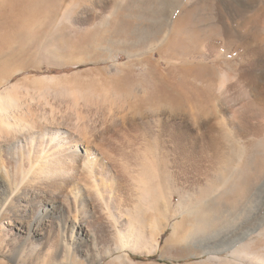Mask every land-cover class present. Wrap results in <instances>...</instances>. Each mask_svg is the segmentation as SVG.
Segmentation results:
<instances>
[{
  "label": "bare ground",
  "instance_id": "1",
  "mask_svg": "<svg viewBox=\"0 0 264 264\" xmlns=\"http://www.w3.org/2000/svg\"><path fill=\"white\" fill-rule=\"evenodd\" d=\"M225 2L227 8L232 6V56L240 64L239 68L245 64L244 61L247 62L245 67L240 68L243 72L237 76L235 83L230 81L234 85L223 81L221 91L220 84L216 93L207 86H196L192 79L178 77L172 81L157 70L153 73L156 90L159 93L164 90L163 94L167 91L168 99L184 103L189 109L188 114H183L171 105L135 113L125 105L128 97L121 95L117 97L123 115L108 114L105 122L110 121L112 124L109 128L102 126L98 129L95 123L88 124L84 120L79 122L69 118L63 124L57 119L58 116L52 114V110L49 114L45 113L44 107H29L27 112H23L9 95L10 90L0 93V254L12 252L8 246L11 240L21 239V247L36 246L33 240L40 238L44 234L43 230L49 228L55 237L54 252L51 250L53 253H49L56 258H66L76 249V244L96 247L95 228L102 219L106 220L104 222L108 224L111 236L117 239L120 252L151 248L152 242L148 244L146 239L151 240V236L161 232L160 226L163 225L149 223L145 231L139 221L127 219L125 223L122 222L126 209L142 200L146 201L148 212L156 213L159 218L168 220L181 215V220L175 225L173 223V234L178 235L179 240L199 244L203 249L205 240L215 228L212 223L223 220L225 213L234 210L242 202L250 192L248 185L250 187L251 181L258 177L264 167V155L255 157V153L261 149L264 153V141L256 140L264 132V121H258V125H250L251 122L245 124L242 122L243 117L233 110L235 105L246 100L245 112H257L264 120V0ZM217 3L193 0L191 6L181 10L180 17L193 16L198 11L208 10L209 6L215 8ZM204 4L208 5L205 7ZM129 6H125L126 9ZM170 17L172 15L166 20L165 29L160 30L163 34L162 43L175 28ZM225 26L220 24L205 29L202 40L226 42L224 40L230 39V31ZM154 43L145 44L144 47H149L152 52L160 42ZM149 69L147 67L145 72ZM34 93L24 91L30 102L35 99ZM70 94L74 97L75 92ZM146 96L148 100L149 94ZM98 98L109 102V110L114 109L112 96L104 93ZM11 103L15 105L14 108L17 107L15 110L10 106ZM137 128L147 131L148 135L142 136L137 142L125 138L116 140L122 154L119 151V155L110 154L112 150L108 152L102 148L101 142L111 130L126 132ZM232 146L239 150L236 152L237 162L233 165L234 173ZM8 153L13 162L7 165L2 156ZM249 168L254 170L251 176L246 175ZM11 175L14 176L13 181ZM166 178L171 181L170 184L165 182ZM242 179L247 181V185L245 182L238 184ZM205 188L208 190L205 191ZM175 196L178 197V203L174 201ZM8 210L13 212L15 220L13 223L9 220L4 222L8 226L5 227L1 217ZM263 233L261 230L254 237L251 236L243 247H229L232 256L236 255L243 261L210 254L211 258L207 262L264 264V255L244 250ZM223 245L207 247L221 249ZM117 259L118 256L113 258L114 264Z\"/></svg>",
  "mask_w": 264,
  "mask_h": 264
},
{
  "label": "rangeland",
  "instance_id": "2",
  "mask_svg": "<svg viewBox=\"0 0 264 264\" xmlns=\"http://www.w3.org/2000/svg\"><path fill=\"white\" fill-rule=\"evenodd\" d=\"M201 1L205 3L207 0ZM211 1L218 2L215 8L209 6L208 10L198 11L193 16H187L186 19L183 16L180 17L181 10L191 6L193 0H29L27 11L19 13H23L21 16L25 17L29 11V24L26 30L20 39L10 42L8 47L2 49L0 78L5 77V79H0V93L5 90L12 91H9V95H12L23 112H27L29 107L34 109L44 107L45 113L49 114L52 110V114L58 116L57 119L63 124H66L67 119L70 118L79 122L84 120L88 124L93 122L98 129L102 126L109 128L112 123L105 122V118L109 115L113 116L115 113L119 117L123 115L120 112L119 106L121 105H119L117 97H121V95L128 97L125 105L135 113H143L149 109L159 110L171 105L177 107L183 114H188L189 109L184 103L168 99L167 91L166 94H163L164 90H162L161 94L156 90L154 85L156 82L153 78V73L156 70L160 75L167 76L172 81L178 77H184L194 80L196 86L203 87L204 85L216 92L220 84L219 90L221 89L223 81L235 83L237 76L243 72L240 68L247 65V62L244 61L246 65L243 64L239 68L240 64L232 56V6L229 7L230 9L227 8L225 0ZM31 3L37 5L36 8ZM106 4L110 6L109 10ZM129 4L130 6L126 9L125 6ZM207 5L204 4L205 7ZM9 15L11 16L8 9L4 8L0 2V18H6ZM169 15H172L170 20L174 21L175 28L168 39L162 43L160 41L163 37L161 31L165 29ZM221 20L224 23L220 22ZM15 23L17 22L12 24L13 28L16 27ZM220 24L226 25L225 27L229 29L228 37L230 39L224 40L226 42L216 39L202 40L206 33L205 29ZM153 29L158 30L155 32ZM151 42H155L154 44L160 42L158 47L154 46L152 52L149 47L148 49L147 46L144 47L145 44L148 45ZM147 67L151 69L145 72ZM194 74H198L197 77L193 76ZM234 83L231 84L234 85ZM26 90L31 93L35 92L36 96L31 100L32 102L24 94ZM73 91L76 97L75 95L71 96L70 93H74ZM104 93L113 97L111 103L113 102L114 109L109 110V102L98 100V96ZM77 94L87 99H81ZM147 94L150 97L148 100ZM246 102V100L241 101L233 107L236 114L243 117L242 122L245 124L251 122L250 125L263 123L264 120L257 112H245ZM13 105L11 107L14 108L15 105ZM247 115L250 117L247 118ZM139 122L136 121V123ZM257 122L258 124H256ZM114 130H111L108 137L106 136L101 142V145L104 146L102 148H106L104 150L113 151L110 154H122L121 146L117 144L119 142L116 140L125 138L137 142L142 136L148 135L147 131H141V128L126 132H115ZM143 132L145 133L143 134ZM110 134L113 135L110 136ZM263 134L264 132L259 134L256 140L264 141ZM74 135L76 136V132ZM237 151L239 150L232 146V173H234L233 165L238 159ZM255 155L257 158L262 157L263 150L261 149ZM9 156V153L2 156L7 165L13 162ZM253 173L252 168L246 171L248 176ZM12 177L14 176L11 175ZM13 180L14 178L11 179V181ZM166 180L167 178L165 182L170 184L171 181ZM219 180L221 183V175ZM244 180L242 179L238 184L244 183ZM252 181L250 187L248 185L250 192L242 202L237 204L233 208L234 210L225 213L223 220H216L212 223L215 225V230L213 229L212 234L205 240L203 249L199 244L181 241L182 239L179 240L178 235L173 234V223L177 224L182 218L181 215L178 214L168 220L164 217L159 218L156 213L148 212L146 201L142 200L132 208L126 209L122 215L126 220L123 217L122 222L125 223L127 219L139 221L145 231L151 224L163 225L160 226L162 227L161 232L158 231L151 236V240L146 239L148 244L152 242L149 246L151 248H146L147 250L145 248H142V251L141 249L135 251L127 249L120 252L117 239L113 235L111 236L108 224L104 222L106 220L102 219L100 225L95 228L96 247L76 244V249L72 254L66 258L59 256L57 260L53 254L49 253L51 250L54 252V233L46 228L40 238L33 240L35 241L33 243L38 247L37 245L21 247V239V241L11 240L8 246L12 252L0 254V264H114L113 258L117 256L115 264H211L208 263V260L211 255L215 254V256L237 260L240 257L232 256L229 247L231 245L232 248L243 247L244 244L247 245L251 236L254 237L261 230L264 232V167L258 177ZM245 183L247 185V181ZM206 189L204 190L206 191ZM177 198L175 196L176 203H178ZM197 198L201 199V196ZM8 220L11 223L15 220L11 210L6 211L1 217L2 224ZM3 226L8 227L5 223ZM263 235H259L255 243L250 244L244 250L263 256ZM206 243L211 246L224 245L219 250L207 247ZM245 264L248 263L245 262Z\"/></svg>",
  "mask_w": 264,
  "mask_h": 264
},
{
  "label": "crops",
  "instance_id": "3",
  "mask_svg": "<svg viewBox=\"0 0 264 264\" xmlns=\"http://www.w3.org/2000/svg\"><path fill=\"white\" fill-rule=\"evenodd\" d=\"M1 5L8 9L11 16L0 18V56L2 55V49L8 47L9 43L18 40L22 37V33L26 30L29 24V11L28 14L23 17L20 12L27 11L29 8V0H0ZM4 3V4H3ZM34 4V3H31ZM37 5H33L36 8ZM6 10V9H5ZM13 22H17L16 27L13 28ZM5 79V77L0 78Z\"/></svg>",
  "mask_w": 264,
  "mask_h": 264
}]
</instances>
